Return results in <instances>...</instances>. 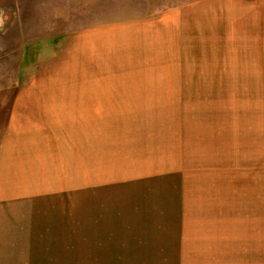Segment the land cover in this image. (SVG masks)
I'll list each match as a JSON object with an SVG mask.
<instances>
[{"label":"rangeland","instance_id":"obj_1","mask_svg":"<svg viewBox=\"0 0 264 264\" xmlns=\"http://www.w3.org/2000/svg\"><path fill=\"white\" fill-rule=\"evenodd\" d=\"M210 2L254 12L204 18ZM263 7L0 0V93L99 103L83 158L54 147L53 171L21 181L32 194L5 197L36 209L32 264H264ZM137 203L157 211L149 238Z\"/></svg>","mask_w":264,"mask_h":264},{"label":"crops","instance_id":"obj_2","mask_svg":"<svg viewBox=\"0 0 264 264\" xmlns=\"http://www.w3.org/2000/svg\"><path fill=\"white\" fill-rule=\"evenodd\" d=\"M216 3L219 6H214ZM210 4L213 6L203 11L204 18H233L241 13L254 12L246 8L249 4ZM260 10L264 12V7ZM6 96H13L11 105L5 102ZM96 108L99 109V103L95 98L84 94L69 97L66 93H48L44 90L0 93V264H32V244L35 245L38 238H44V234L36 230L37 220L28 218V212L36 209H29L30 206L24 203H16L13 208L5 204L9 200L5 197L19 198L22 192L32 194V187L25 186V190H21V181L46 178L34 175L35 171H53L54 147L58 149L57 155L65 157L67 161L70 141L77 140L75 146L83 158L84 146H80L84 142L85 116L91 114L87 110ZM126 203L128 208L130 203L127 199ZM138 206L140 224L136 228H140V233L144 232L149 238L151 226L159 224L157 211L154 209L155 221L145 219L142 218V210L147 205L137 203ZM165 210L159 214L161 217ZM158 230H155L157 236ZM152 246L156 245L152 243ZM150 254L156 256L157 252L151 251Z\"/></svg>","mask_w":264,"mask_h":264}]
</instances>
